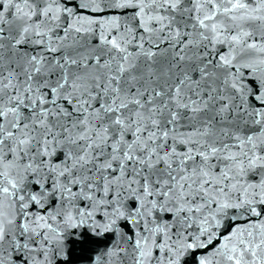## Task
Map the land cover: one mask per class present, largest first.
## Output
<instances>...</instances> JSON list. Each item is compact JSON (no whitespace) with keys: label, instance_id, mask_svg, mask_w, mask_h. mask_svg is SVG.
<instances>
[{"label":"snow or ice","instance_id":"obj_1","mask_svg":"<svg viewBox=\"0 0 264 264\" xmlns=\"http://www.w3.org/2000/svg\"><path fill=\"white\" fill-rule=\"evenodd\" d=\"M110 3L134 25L93 41L60 0H0V264H51L97 214L135 229L104 264L214 238L199 264H264V0Z\"/></svg>","mask_w":264,"mask_h":264},{"label":"water","instance_id":"obj_2","mask_svg":"<svg viewBox=\"0 0 264 264\" xmlns=\"http://www.w3.org/2000/svg\"><path fill=\"white\" fill-rule=\"evenodd\" d=\"M98 2L101 8L104 9L103 11H92L91 8L94 5L91 4L88 9L79 7L83 3H89V0H60V6L68 7L75 14L74 16L69 15V22L78 19L84 21L85 26H87V22L91 18H99V24L93 23L91 25L94 31L90 33V36L93 41L95 40L96 31H100L101 27L104 31H111L113 35H116L114 22L118 21L119 25L124 28L133 27L132 13L135 11L134 9L114 8L110 0H98ZM125 34L121 33L122 36ZM257 39H259L258 36ZM220 50L226 51V46H221ZM248 79L250 77H246V80ZM257 171L259 172L258 176L249 173L244 177V182L253 183L264 179V169H257ZM32 187L34 189L35 185ZM229 216H231V212H229ZM103 222L106 223V221ZM245 222L246 218H241L237 223L243 225ZM231 227V222L225 217L219 222V226L215 228V231L219 235L226 233ZM115 228L116 231H105L102 227L101 214H97L92 221H85L78 226L62 230L59 251L51 256V264H104L105 254L111 252L120 244L121 235L131 234L135 230L134 226L123 219L117 221ZM219 242L218 239L214 238L207 247L188 249L181 256L180 264H199L204 258V254L207 252L211 255L209 249Z\"/></svg>","mask_w":264,"mask_h":264}]
</instances>
